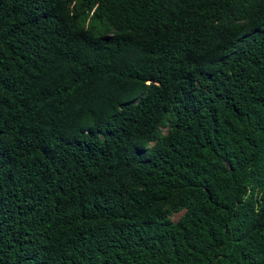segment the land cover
<instances>
[{
	"label": "trees",
	"instance_id": "16d2710c",
	"mask_svg": "<svg viewBox=\"0 0 264 264\" xmlns=\"http://www.w3.org/2000/svg\"><path fill=\"white\" fill-rule=\"evenodd\" d=\"M0 264H264V0H0Z\"/></svg>",
	"mask_w": 264,
	"mask_h": 264
},
{
	"label": "rangeland",
	"instance_id": "374dc122",
	"mask_svg": "<svg viewBox=\"0 0 264 264\" xmlns=\"http://www.w3.org/2000/svg\"><path fill=\"white\" fill-rule=\"evenodd\" d=\"M178 218V216H176L174 219H177Z\"/></svg>",
	"mask_w": 264,
	"mask_h": 264
}]
</instances>
